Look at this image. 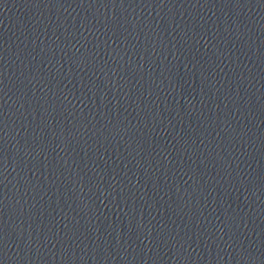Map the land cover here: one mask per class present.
<instances>
[{
	"label": "water",
	"instance_id": "water-1",
	"mask_svg": "<svg viewBox=\"0 0 264 264\" xmlns=\"http://www.w3.org/2000/svg\"><path fill=\"white\" fill-rule=\"evenodd\" d=\"M0 264H264V0H0Z\"/></svg>",
	"mask_w": 264,
	"mask_h": 264
}]
</instances>
